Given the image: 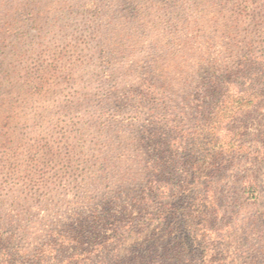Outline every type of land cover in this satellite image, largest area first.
I'll list each match as a JSON object with an SVG mask.
<instances>
[{
	"label": "trees",
	"instance_id": "1",
	"mask_svg": "<svg viewBox=\"0 0 264 264\" xmlns=\"http://www.w3.org/2000/svg\"><path fill=\"white\" fill-rule=\"evenodd\" d=\"M247 4L261 20L247 31L239 64L221 70L220 58L213 59L191 85L195 66L189 64L190 80L184 82L167 66L155 67L159 73L147 71L135 81L134 92L122 94L120 103L130 105L139 124L131 123L137 126L126 143L131 155L106 157L104 165L98 157V164L77 175L67 217L58 210L67 199L57 193L39 194L35 204L20 205L14 214L0 198V264H226L223 255L235 226L245 220L246 207L256 208L260 201L247 159L264 158V141L254 144L247 140V128L232 125L241 113L264 109V1ZM78 9L94 16L104 12L94 0ZM49 83L41 78L31 91L46 93ZM184 85L194 86L195 106H188L187 91L180 94ZM117 93L107 96L117 98ZM8 156L0 167L10 163ZM39 156L36 164H44ZM42 207L47 214L41 215ZM256 220L253 213L248 218L247 239L253 264H264Z\"/></svg>",
	"mask_w": 264,
	"mask_h": 264
},
{
	"label": "rangeland",
	"instance_id": "2",
	"mask_svg": "<svg viewBox=\"0 0 264 264\" xmlns=\"http://www.w3.org/2000/svg\"><path fill=\"white\" fill-rule=\"evenodd\" d=\"M89 1L0 0V164L12 156L0 167V198L12 214L51 192L67 199L58 209L67 217L77 175L98 164V157L104 165L106 157L131 155L126 143L139 124L130 105L120 102L122 94L135 91L137 78L167 66L173 78L190 80L191 64L197 69L191 85L213 59L220 58L221 70L239 64L247 31L261 20L247 0H94L104 11L96 16L78 9ZM41 78L50 82L47 92L31 91ZM182 87L181 95L190 94L188 106H195L194 86ZM115 90L117 98H108ZM260 114L264 109L241 113L232 125L247 128V140L261 145ZM39 155L46 167L36 164ZM111 163L116 166L117 160ZM247 172L257 180L260 201L256 208L246 207L245 220L235 226L223 255L226 264H253L247 239L252 213L258 219L255 232L264 238V158L247 159ZM39 211L47 214L46 207ZM244 245L248 250L240 254Z\"/></svg>",
	"mask_w": 264,
	"mask_h": 264
}]
</instances>
